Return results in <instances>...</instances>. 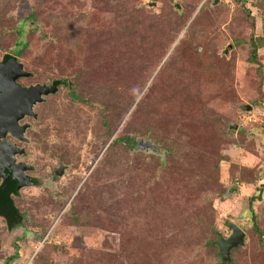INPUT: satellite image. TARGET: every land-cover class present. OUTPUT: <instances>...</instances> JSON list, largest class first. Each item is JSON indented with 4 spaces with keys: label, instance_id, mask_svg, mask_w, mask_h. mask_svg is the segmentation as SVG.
Instances as JSON below:
<instances>
[{
    "label": "rangeland",
    "instance_id": "obj_1",
    "mask_svg": "<svg viewBox=\"0 0 264 264\" xmlns=\"http://www.w3.org/2000/svg\"><path fill=\"white\" fill-rule=\"evenodd\" d=\"M214 1L0 0V58L66 80L35 107L23 159L45 184L15 200L29 236L0 218V264H264V0Z\"/></svg>",
    "mask_w": 264,
    "mask_h": 264
},
{
    "label": "water",
    "instance_id": "obj_2",
    "mask_svg": "<svg viewBox=\"0 0 264 264\" xmlns=\"http://www.w3.org/2000/svg\"><path fill=\"white\" fill-rule=\"evenodd\" d=\"M215 1L218 2V0ZM142 5L155 7L156 4L152 1H146ZM175 8L178 12L182 10L179 3L175 4ZM28 75L30 73L24 70L23 64L15 56L9 55L0 60V138L4 136L5 132H10L14 136L23 139L26 125L19 126L17 120L23 115L31 114L32 105L41 101L43 94L52 93L57 89L56 84L48 86L38 84L23 87L16 82L18 77ZM138 143H140L138 146L140 150L164 155V150L149 140H141ZM0 145L8 150V145L4 140L0 142ZM9 148L11 149V147ZM14 152H16L15 149H12L9 156L12 157ZM27 184H30V182L19 184V186ZM230 228L229 236L219 238L217 241L223 261H230L231 250L243 243L244 232L234 224H231Z\"/></svg>",
    "mask_w": 264,
    "mask_h": 264
},
{
    "label": "flooded vegetation",
    "instance_id": "obj_3",
    "mask_svg": "<svg viewBox=\"0 0 264 264\" xmlns=\"http://www.w3.org/2000/svg\"><path fill=\"white\" fill-rule=\"evenodd\" d=\"M0 60H2V58H0ZM24 70L26 69L24 68ZM29 76L30 75L18 77L16 79V82L23 87L38 85V84L47 85V86L51 84H56L52 82L48 84L46 83L25 84L20 81V79ZM56 85H57L56 91L48 94H43L41 101L35 102L32 105L31 114L23 115L17 120L19 126L26 125L25 130L23 132V139L14 136L10 132H5L4 136L0 138V142L4 140L8 145V150L2 148V146L0 145V205L4 207L2 209V212H4V214L3 215L0 214V218L6 224L7 232H10V234H13L14 236H19V235L21 237L29 236L28 232L24 230V227L22 225L24 212L20 211L17 208L15 200L16 199L19 200V194L23 188L28 186L41 187L45 184V182L42 179H40L38 176L31 174V171L33 170V165L28 161H26L25 159H23V157L26 154L25 144H29L31 140L27 134V131L31 128L32 120H34L37 117V112L35 110V107L36 105L43 102L47 95L54 94L55 92H57L58 86L60 84L59 85L56 84ZM9 147H11V149ZM12 149H15L16 152H14L12 157H10L9 154L10 151H12ZM65 168H66L65 165H59L55 170L56 176L63 175V173L65 172ZM25 182H30V184L19 186V184ZM19 215H21L20 218ZM16 252L18 251L16 250ZM16 252L14 253L13 256L9 257L11 259L7 262H10L13 259V257H16ZM9 258H7V260Z\"/></svg>",
    "mask_w": 264,
    "mask_h": 264
},
{
    "label": "trees",
    "instance_id": "obj_4",
    "mask_svg": "<svg viewBox=\"0 0 264 264\" xmlns=\"http://www.w3.org/2000/svg\"><path fill=\"white\" fill-rule=\"evenodd\" d=\"M238 1H243V0H238ZM246 14V13H245ZM246 15H248V13L246 14ZM28 17L29 18H33V14L31 13V14H29L28 15ZM24 19L23 20H21L20 21V23H19V33H21L22 32V29H23V25H24ZM188 28V27H187ZM253 44H252V49H251V53H250V59L253 61V62H255V58H256V56H257V49L258 48H260V47H262L263 46V39H262V37H260V36H257V37H255L254 39H253V42H252ZM22 44V43H21ZM20 47H21V45H19V49H17V51H16V53L17 54H21V49H20ZM16 54V55H17ZM9 55L8 54H4V55H2L1 56V58H2V60L3 59H5L6 57H8ZM52 83H56V84H64V83H66V80L65 79H54V80H52L51 81ZM71 86V85H70ZM111 136V134H109V137ZM129 140V136H127V135H122V136H119V137H117V138H113V139H111V142H110V146L112 147V145H114L117 141H124V142H127ZM140 141V140H139ZM138 142V141H137ZM136 142V143H137ZM251 200H252V198H250V200H249V210H250V212H251V214H250V216H251V221H252V229H253V231L256 233V235H257V237H258V240L262 243V241H263V236H264V230H262V229H260L259 227H258V225H257V223H256V218H255V215H254V213H253V210H252V208H251ZM2 204V203H1ZM4 207L2 206V205H0V214H4V212H2V209H3ZM20 216L21 215H19V218H20ZM9 224V223H8ZM235 225V224H234ZM237 226V225H236ZM239 227V226H238ZM240 228V227H239ZM241 229V228H240ZM242 230V229H241ZM243 232H244V230H242ZM244 237H245V232H244ZM244 237H243V242H244ZM225 238V237H224ZM218 241V240H217ZM243 244V243H242ZM241 244V245H242ZM241 245H238L237 247H239V246H241ZM237 247H235V248H237ZM235 248H233V249H235ZM232 249V250H233ZM220 254V253H219ZM11 258H9L7 261H9Z\"/></svg>",
    "mask_w": 264,
    "mask_h": 264
}]
</instances>
